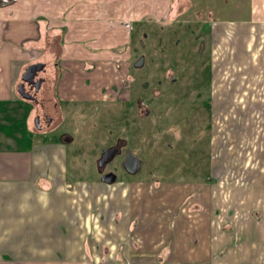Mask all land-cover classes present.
I'll return each instance as SVG.
<instances>
[{"label":"rangeland","instance_id":"374dc122","mask_svg":"<svg viewBox=\"0 0 264 264\" xmlns=\"http://www.w3.org/2000/svg\"><path fill=\"white\" fill-rule=\"evenodd\" d=\"M84 1L91 6L104 0ZM114 1L118 6L119 0ZM209 1L125 0L121 28L111 31L109 21L113 19L106 14L103 28L81 29L63 36L53 48L64 56L63 62L80 69L82 62L90 66L87 75L74 73L68 78L71 90L88 92L84 100L106 99L109 103L117 98L125 103L131 90L126 85H132L137 87L133 94L144 99L143 111L129 105L120 110L108 104L105 110L93 111L94 108L62 104L56 119L54 100L46 112L54 117L58 128L33 134L47 143H60L62 132L74 138L75 142L67 145L71 182H101L95 160L116 135L126 139L128 149L143 160V167L131 176L116 159L105 172L113 171L118 179L112 185H96L106 191L107 200L115 197L117 189L134 195L130 215L125 211L123 218L122 212L112 215L118 213L121 218L116 219L118 235L113 238L117 247L123 245L126 249L128 244L138 242L142 249L139 256L149 262L152 258L157 263L166 258L174 225L188 222L186 231L194 234L195 222L206 208L199 202L202 191H193L195 184H208V177H214L220 183L218 195L222 199L226 193L228 198L235 194L239 200L250 199L246 213L254 218L241 231L233 230L235 223L228 222L227 229L222 228L229 242L224 248L259 246L262 255L257 264H264V0H214L208 4ZM128 11L132 12L129 17ZM162 16L166 17L163 23L159 22ZM143 18L149 19L140 21ZM136 19L139 23L131 32ZM251 21L254 23L249 24ZM87 32L91 38L83 36ZM141 41L145 48L140 46ZM141 52L150 59L145 68L135 70L131 63ZM145 82L149 83L148 91L143 88ZM82 84L85 87L79 86ZM198 91L203 94L199 100ZM71 96L80 97L77 92ZM206 100H211L212 109L204 107ZM147 109L149 117L144 112ZM133 119L136 122L131 123ZM33 125L37 127L36 120ZM10 133L19 139L24 134L25 139L16 143L25 149L32 147L29 132L22 125L11 126ZM244 183L247 189L234 188ZM255 185L260 188L254 189ZM225 202L226 199L222 203ZM238 207L235 204V214L239 215ZM170 213L178 219L172 220ZM185 237L190 236L186 233ZM223 244L218 242V249ZM183 245L180 240L174 244Z\"/></svg>","mask_w":264,"mask_h":264},{"label":"crops","instance_id":"0c3cea01","mask_svg":"<svg viewBox=\"0 0 264 264\" xmlns=\"http://www.w3.org/2000/svg\"><path fill=\"white\" fill-rule=\"evenodd\" d=\"M123 1L119 0L118 6L114 0L90 6L84 0H0V264H257L262 255L259 246L224 248L229 242L226 243L227 232L222 230L227 229L228 222H234L233 230L240 231L247 227L246 223L254 222L251 214L246 213L250 199L239 200L233 194L230 200L228 193L222 199L218 195L220 183L214 177H208V184H195L193 191H202L201 201L198 200L206 208L195 222L194 234L186 231L188 222L181 224V229L180 222L174 225L166 258L158 263L152 258L149 262L139 256L142 249L138 242L128 244L126 249L123 245L117 247L116 223L123 218L124 211L131 214L135 205L133 193L117 189L115 197H110L113 200H107L106 191L100 186L112 184L101 179L100 183L81 179L71 182L68 144L47 143L34 136V132L42 134L50 130L34 127L33 121L41 108L19 92L27 69L37 64L46 68L42 74L47 80L42 94L47 99V108L54 100L65 102L74 98L71 95L76 92L84 100L89 93L71 90L68 78L80 73L87 75L89 65L82 62L83 70L67 66L64 56L53 48L72 31L103 28L106 14L113 19L109 21L111 31L121 28ZM60 5L64 7L61 9ZM81 5L84 7L80 9ZM131 13L126 14L129 17ZM92 14L98 16L92 18ZM86 35L91 38L90 32L83 34ZM103 38L107 39V35ZM17 125L29 132L31 148L16 143L15 140L25 139L24 134L20 139L11 136L10 127ZM247 187L244 183L234 188L241 191ZM224 199L226 202L222 203ZM235 204L240 207L239 215L235 214ZM115 211L122 212L121 218L118 213L112 216ZM170 215L172 220L178 219L175 214ZM186 233L192 241H188ZM177 240L183 242V247L174 246ZM218 242L225 243L221 249ZM131 254L137 255L130 257Z\"/></svg>","mask_w":264,"mask_h":264},{"label":"flooded vegetation","instance_id":"af4514ba","mask_svg":"<svg viewBox=\"0 0 264 264\" xmlns=\"http://www.w3.org/2000/svg\"><path fill=\"white\" fill-rule=\"evenodd\" d=\"M169 15V14H168ZM168 17V16H167ZM166 19V17H161L159 19V22H165L164 20ZM146 18H143L142 21H145ZM149 19V18H148ZM253 22V21H251ZM135 23H139L138 21H135L133 23V27H131V32L135 30L134 28V24ZM146 36V35H145ZM140 43V46H142L143 48H145L144 46V42H139ZM170 56V55H169ZM167 57V56H166ZM101 57H99L100 59ZM150 59L148 54L146 53H143L141 52L135 59V61H133L131 64H132V67L135 69V70H141L143 68H145V65H146V60ZM164 58H161V61L164 62ZM90 67V66H89ZM88 67V68H89ZM46 71V68L44 67V69L38 71L34 77V80L32 81L31 79L28 81V82H24V85H25V90L30 93L32 96H33V100L35 101V103L38 105V107H40L41 109V113L42 114H38L36 115V122H37V129L39 130H49L52 129L55 130L58 128V126L55 127V124L53 123L54 121V117H56L57 119V115H58V111H59V107L60 109L62 108V104H66V105H78L80 106L79 108H94L93 111L95 110H105L107 108V105L108 104H111L113 106H115V108H119L120 110L124 109L126 105H129V108H133L134 106H137V108L141 109L143 108V105H144V99L143 97H137L136 94H133L136 92L137 90V87L135 86H132V85H126V87L128 86V89L131 87V90L129 89L128 90V98H127V102L125 103H122L121 99H117V98H114V99H111V102H107L106 99H97V98H94V99H90V100H81L79 98H72L70 100H67V101H63V100H60L58 99V101L56 102L55 104V110H54V114L55 116L53 117L52 115L50 116L47 112H46V102H47V99L45 96H43L42 94V91L44 89V86L46 85V77L43 76L42 74ZM90 73V72H88ZM130 77H133V76H130ZM132 81L134 82V79L131 78ZM197 79V77H195V80ZM198 80V79H197ZM173 82L175 83V80H173ZM91 82H89L90 84ZM146 83V82H145ZM199 82L196 81V84L195 86L197 85L198 86ZM38 85V86H37ZM122 87H125V86H122ZM113 88H116L113 86ZM143 88L148 91L149 90V83H146L143 85ZM121 87H118V92H120L121 90ZM133 95V98H132V95ZM202 92L201 91H198L197 94H196V97L197 99H201L202 98ZM155 96H152L151 98H154ZM151 98H149V101H151V103L153 102L151 100ZM156 99V98H155ZM120 103H118V102ZM117 102V103H115ZM203 105L206 109H212V105H211V100H206L203 102ZM69 107V106H68ZM45 108V109H44ZM134 111V110H133ZM143 111V110H142ZM56 112H58L56 114ZM137 110H136V114H137ZM145 115L147 117L151 116V112L149 109L145 110ZM74 115V114H73ZM138 115V114H137ZM141 115H144V114H141ZM62 118V116H61ZM183 120V119H182ZM184 121H186V118L184 119ZM133 122H136V119H133V121L131 120V123ZM61 125V124H60ZM52 127V128H51ZM60 139L61 141L65 142L66 144L70 145L72 143L75 142L74 138L68 133V132H62L60 134ZM196 141V140H195ZM109 142L110 144L108 146H104L101 148V150L99 151V155L97 157V159L95 160V164L97 166V169L100 173V179L104 182H107V183H112L114 182L116 179H118V176L113 172V171H106V168L109 167L111 165V163H113L114 161H116V159H120V163H121V168L123 169V171L128 174V175H131V176H134L133 174H129L128 171L125 169V165L124 163L126 162V159H127V156H128V152H132V150L128 149L127 147V140L126 139H123L121 136H118L116 135V137H113L112 138V141L111 139H109ZM105 149H110V150H114L113 151V154L110 156V158L108 160H106L104 162V164L101 165V160L103 158V154H104V150ZM132 154L135 156V157H138L137 155H135L133 152ZM140 158V157H138ZM141 160V168L143 167V160L140 158Z\"/></svg>","mask_w":264,"mask_h":264},{"label":"water","instance_id":"95a60500","mask_svg":"<svg viewBox=\"0 0 264 264\" xmlns=\"http://www.w3.org/2000/svg\"><path fill=\"white\" fill-rule=\"evenodd\" d=\"M43 68H44L43 64H37V65L30 66L27 69L25 75L23 76V81L28 82L30 79L33 81L36 73L38 71L42 70ZM19 92L24 98L33 99V96L30 93L25 91L24 83H22L19 86ZM113 151L114 150H110V149L104 150V154H103L104 156L100 162L101 165L104 164V162L110 158V156L113 154ZM124 165H125V169L128 171V173L134 175L140 171L142 163H141L140 158L135 157L132 154V152H128V156H127V159H126V162L124 163Z\"/></svg>","mask_w":264,"mask_h":264},{"label":"trees","instance_id":"16d2710c","mask_svg":"<svg viewBox=\"0 0 264 264\" xmlns=\"http://www.w3.org/2000/svg\"><path fill=\"white\" fill-rule=\"evenodd\" d=\"M203 0H198V2L199 3H201ZM214 2V0H210L209 2H208V4H211V3H213Z\"/></svg>","mask_w":264,"mask_h":264}]
</instances>
